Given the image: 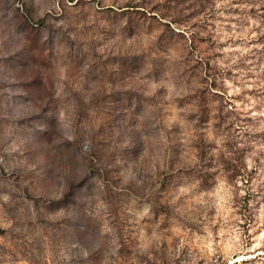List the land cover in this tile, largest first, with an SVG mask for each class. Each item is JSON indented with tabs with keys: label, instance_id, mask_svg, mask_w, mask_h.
Masks as SVG:
<instances>
[{
	"label": "rangeland",
	"instance_id": "rangeland-1",
	"mask_svg": "<svg viewBox=\"0 0 264 264\" xmlns=\"http://www.w3.org/2000/svg\"><path fill=\"white\" fill-rule=\"evenodd\" d=\"M0 264H264V0H0Z\"/></svg>",
	"mask_w": 264,
	"mask_h": 264
}]
</instances>
